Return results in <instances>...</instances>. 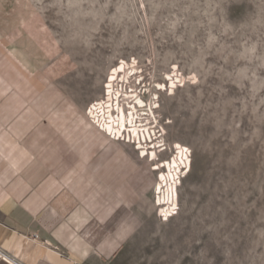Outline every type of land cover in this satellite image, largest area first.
Here are the masks:
<instances>
[{
    "label": "rangeland",
    "instance_id": "obj_1",
    "mask_svg": "<svg viewBox=\"0 0 264 264\" xmlns=\"http://www.w3.org/2000/svg\"><path fill=\"white\" fill-rule=\"evenodd\" d=\"M0 19L84 111L120 60L145 71L133 86L145 99L174 67L187 78L158 93L166 141L191 155L178 214L161 220L154 181L138 209L108 221L122 240L106 264H264V0H0ZM114 142L146 161L133 140Z\"/></svg>",
    "mask_w": 264,
    "mask_h": 264
},
{
    "label": "crops",
    "instance_id": "obj_2",
    "mask_svg": "<svg viewBox=\"0 0 264 264\" xmlns=\"http://www.w3.org/2000/svg\"><path fill=\"white\" fill-rule=\"evenodd\" d=\"M50 65L0 19V248L21 264H106L122 240L108 221L147 200L153 173L90 123Z\"/></svg>",
    "mask_w": 264,
    "mask_h": 264
},
{
    "label": "bare ground",
    "instance_id": "obj_3",
    "mask_svg": "<svg viewBox=\"0 0 264 264\" xmlns=\"http://www.w3.org/2000/svg\"><path fill=\"white\" fill-rule=\"evenodd\" d=\"M144 72L136 59L129 63L120 60L108 70L102 83L101 96L85 108V114L100 132L113 141L131 143L133 140V145H137L138 157L151 163L150 167L153 168L150 171L155 174L153 205L161 220L167 222L180 209L178 187L191 171V155L189 149L179 141H166L158 93L166 89L171 95L174 94L177 85L185 83L187 78L179 75L174 67L164 73L162 82H154L155 91H149L150 97L145 99L133 87L145 82ZM190 79L196 83V76ZM119 83H122L121 89ZM166 152L171 155L160 159Z\"/></svg>",
    "mask_w": 264,
    "mask_h": 264
},
{
    "label": "built area",
    "instance_id": "obj_4",
    "mask_svg": "<svg viewBox=\"0 0 264 264\" xmlns=\"http://www.w3.org/2000/svg\"><path fill=\"white\" fill-rule=\"evenodd\" d=\"M119 88L120 89L122 88V83H119ZM123 90H125V84H123ZM90 120L93 122L92 119H90ZM120 141H122V140H120ZM135 148H136V146H135ZM31 238H32V240L36 239L35 236H32ZM0 261H2L5 264H21L20 262H18L15 258H13L11 255L6 253L1 248H0Z\"/></svg>",
    "mask_w": 264,
    "mask_h": 264
}]
</instances>
